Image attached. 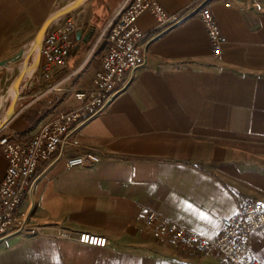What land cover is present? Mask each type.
<instances>
[{
	"label": "crops",
	"instance_id": "crops-1",
	"mask_svg": "<svg viewBox=\"0 0 264 264\" xmlns=\"http://www.w3.org/2000/svg\"><path fill=\"white\" fill-rule=\"evenodd\" d=\"M74 1L0 0V62L24 51L0 66V92L25 68L43 22ZM122 1L86 0L68 14L78 28L71 35L77 46L59 76L66 91L52 103L35 99L48 86L37 80L41 59L2 134L28 141L53 115L78 105L73 90L88 86L100 68L103 30ZM157 1L181 21L162 30L151 14L139 18L147 62L127 72L116 101L78 129L74 137L82 147L38 168L33 201L26 197L17 213L22 219L30 212L38 234L0 239V264H222L217 254L159 243L145 231L142 212L216 238L222 220L249 202L264 211V0L212 5L223 34L219 55L194 0ZM8 91L0 95V110L11 99H4ZM89 150L102 161L66 167L67 157ZM6 168L0 152V181ZM81 232L105 236L108 244H81ZM247 258L264 263V226L251 233Z\"/></svg>",
	"mask_w": 264,
	"mask_h": 264
},
{
	"label": "built area",
	"instance_id": "built-area-1",
	"mask_svg": "<svg viewBox=\"0 0 264 264\" xmlns=\"http://www.w3.org/2000/svg\"><path fill=\"white\" fill-rule=\"evenodd\" d=\"M216 1L194 0V11L199 14L213 54L219 55L223 34L212 12ZM146 13L154 17L162 30L181 21L170 15L157 0H123L117 14L103 30L105 53L100 68L88 86L73 90L78 105L53 115L28 141L18 139L13 133L2 134L3 129H0V152L7 161L0 181V239L14 234L37 236L30 212L22 219L17 218L19 206L26 197L33 201L41 164L63 158L70 147H82L74 137L78 129L116 101L127 72H134L147 62L148 53L141 46L145 33L138 26L139 18ZM77 28L74 17L66 15L46 31L42 46L38 48L42 69L37 80L47 82L48 86L34 96L36 100L47 99L52 103L66 91L65 80L59 76L77 46L71 37ZM102 158L101 153L89 150L67 157L66 167H89L100 163ZM142 225L161 244L198 255L217 254L222 264H264L247 258L251 233L264 226V211L255 201L246 204L237 215L222 220L223 228L216 238L188 230L154 211L142 212ZM77 240L98 248L108 244L107 237L89 232L79 233Z\"/></svg>",
	"mask_w": 264,
	"mask_h": 264
},
{
	"label": "water",
	"instance_id": "water-1",
	"mask_svg": "<svg viewBox=\"0 0 264 264\" xmlns=\"http://www.w3.org/2000/svg\"><path fill=\"white\" fill-rule=\"evenodd\" d=\"M85 1L86 0H75L74 2L69 4L68 6H66V7L58 10L57 12L53 13L52 15H50L43 22L41 27L39 28V30L35 36V39L33 41L31 50H30L28 56L25 57V60H24L25 68H22L19 76L17 77V79L15 80V82L13 84L12 89L14 91V95H13V98L10 102L8 110L6 111L5 118H4L3 122L0 123V129H2L5 125V123L8 122L9 120H11L12 117L14 116L16 104H17L18 100L23 96V90L25 89V86L27 85L29 78H31L34 75V71H33L34 68L37 65H39V63L41 61V54H40V52H38L36 64L34 66L28 65L31 56L35 53V49L42 46L43 38H44L46 31L55 21H57L60 18L72 13L74 10L79 8ZM23 54H24V51L22 50L13 58H9V59L1 61L0 66H7L8 64H10L12 62H16V61L20 60L23 57Z\"/></svg>",
	"mask_w": 264,
	"mask_h": 264
},
{
	"label": "rangeland",
	"instance_id": "rangeland-1",
	"mask_svg": "<svg viewBox=\"0 0 264 264\" xmlns=\"http://www.w3.org/2000/svg\"><path fill=\"white\" fill-rule=\"evenodd\" d=\"M40 48V47H39ZM34 76V75H33ZM32 76V77H33ZM7 88L6 87H4V90L3 91H1L0 92V95L1 94H4L6 91H8V90H6ZM10 102H11V99H9L8 100V102H7V104H6V106H5V108L4 109H2V110H0V120L2 119H4L5 118V114H6V111L8 110V107H9V105H10ZM24 201V200H23Z\"/></svg>",
	"mask_w": 264,
	"mask_h": 264
},
{
	"label": "bare ground",
	"instance_id": "bare-ground-1",
	"mask_svg": "<svg viewBox=\"0 0 264 264\" xmlns=\"http://www.w3.org/2000/svg\"><path fill=\"white\" fill-rule=\"evenodd\" d=\"M38 53V48L35 49V56L37 55ZM13 95H14V91L13 89L11 88L8 92H7V95L4 97V99L8 98V97H11V100L13 98ZM7 100V99H6Z\"/></svg>",
	"mask_w": 264,
	"mask_h": 264
}]
</instances>
